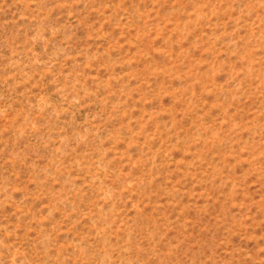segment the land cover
<instances>
[{"label": "rangeland", "instance_id": "rangeland-1", "mask_svg": "<svg viewBox=\"0 0 264 264\" xmlns=\"http://www.w3.org/2000/svg\"><path fill=\"white\" fill-rule=\"evenodd\" d=\"M0 264H264V0H0Z\"/></svg>", "mask_w": 264, "mask_h": 264}]
</instances>
